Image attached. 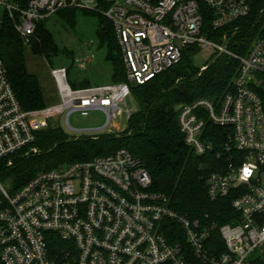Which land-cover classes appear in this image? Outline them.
<instances>
[{
	"label": "built area",
	"instance_id": "built-area-1",
	"mask_svg": "<svg viewBox=\"0 0 264 264\" xmlns=\"http://www.w3.org/2000/svg\"><path fill=\"white\" fill-rule=\"evenodd\" d=\"M256 2L0 1V24L12 21L29 48L39 40L40 24L59 11L100 12L114 26L127 75V82L74 89L69 68H51L61 104L26 111L0 59L3 264H264V26L246 54L229 48L231 36L240 30L237 24L251 17ZM205 12L217 38L205 32ZM263 17L261 9L258 20ZM193 47L238 62L224 95L182 105L178 117L185 144L195 155L213 151L218 137L219 160L206 178L207 196L216 203L230 199L235 215L227 223L177 213L165 194L152 189L141 161L125 149L41 172L18 189L5 182L17 160L39 153L32 117L66 113L69 120L75 112L103 111L107 129L124 114L130 118L133 111L124 112L122 106L132 98L131 84L151 81ZM91 61L76 63L84 69Z\"/></svg>",
	"mask_w": 264,
	"mask_h": 264
},
{
	"label": "trees",
	"instance_id": "trees-1",
	"mask_svg": "<svg viewBox=\"0 0 264 264\" xmlns=\"http://www.w3.org/2000/svg\"><path fill=\"white\" fill-rule=\"evenodd\" d=\"M261 9H264V0H257L251 17L237 24L240 30L231 36L229 44L235 53L246 54L253 39L259 35L264 26V17L258 20ZM78 11L66 9L56 16L74 27ZM84 12L98 16L97 37L100 47L106 48V58L112 65L111 82H127L113 24L100 12ZM204 20L205 32L211 38H217L219 33L211 30L207 12ZM37 34L39 40L31 47L34 55L48 60L61 55L62 51L45 23L40 24ZM26 47L14 23L3 20L0 24V59L4 62L14 92L24 110H45L47 102L40 81L27 68ZM199 53L198 48L187 49L179 64L143 85L131 84L132 98L138 108L132 112L127 128L121 134L98 133L71 138L60 128L36 131L35 146L39 153L17 160L15 166L5 173V182L18 189L41 172L92 161L125 149L141 161L153 180L152 189L165 194L177 213L191 219L209 215L219 226L227 223L235 215L230 199L216 203L207 196L206 178L219 160L216 154L218 137H214L213 151L205 156L195 155L185 144L178 117L182 105L201 99L216 100L224 95L232 86L238 62L226 55H214L202 72L201 67L195 65ZM69 82L74 89L92 87L88 80L74 83L69 79ZM217 135L220 136L219 133ZM217 240L220 241L219 238ZM0 264H3L1 259Z\"/></svg>",
	"mask_w": 264,
	"mask_h": 264
},
{
	"label": "rangeland",
	"instance_id": "rangeland-1",
	"mask_svg": "<svg viewBox=\"0 0 264 264\" xmlns=\"http://www.w3.org/2000/svg\"><path fill=\"white\" fill-rule=\"evenodd\" d=\"M1 1V0H0ZM98 16L79 10L76 25L70 26L65 21L54 16L45 22L46 29L52 34L55 43L62 51L58 57L46 59L43 56H36L31 48L26 47L25 58L28 71L38 77L40 85L45 95L47 109L61 104V99L55 81L51 75V68H69V79L78 83L89 80L93 86H103L111 84L112 65L106 58V48H101L97 37ZM92 58L84 69H80L76 60ZM214 56L209 50H202L195 58V65L202 67L206 65ZM137 102L129 98L124 112L136 111ZM30 122L36 131L47 128H60L71 138H78L82 135L109 133L121 134L127 128L128 119L126 114L117 118L112 126L101 132L92 130L102 129L107 124V115L103 111H92L88 116H83L79 112L72 113L67 120V114H54L53 116L39 115L32 117ZM90 132H82L88 131Z\"/></svg>",
	"mask_w": 264,
	"mask_h": 264
},
{
	"label": "water",
	"instance_id": "water-1",
	"mask_svg": "<svg viewBox=\"0 0 264 264\" xmlns=\"http://www.w3.org/2000/svg\"><path fill=\"white\" fill-rule=\"evenodd\" d=\"M179 109V108H178ZM108 124V122H107ZM107 124L105 125V127H103L102 129H97V130H92V132H101V131H104L106 129V126ZM91 130H88V131H82V132H90Z\"/></svg>",
	"mask_w": 264,
	"mask_h": 264
},
{
	"label": "crops",
	"instance_id": "crops-1",
	"mask_svg": "<svg viewBox=\"0 0 264 264\" xmlns=\"http://www.w3.org/2000/svg\"><path fill=\"white\" fill-rule=\"evenodd\" d=\"M89 81V80H88ZM91 83V82H90ZM92 85V84H91Z\"/></svg>",
	"mask_w": 264,
	"mask_h": 264
}]
</instances>
